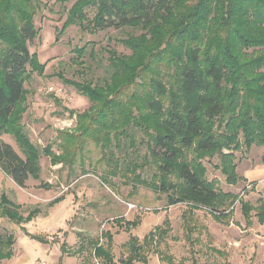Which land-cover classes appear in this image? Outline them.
Here are the masks:
<instances>
[{
  "label": "trees",
  "instance_id": "trees-1",
  "mask_svg": "<svg viewBox=\"0 0 264 264\" xmlns=\"http://www.w3.org/2000/svg\"><path fill=\"white\" fill-rule=\"evenodd\" d=\"M34 17L35 0H0V137H12L19 151L0 139L4 176L24 189L29 179L39 180L41 155L51 166L73 167L86 141L103 151L112 146L120 150L123 142L134 148L138 131L147 140V154L140 162L115 167L118 171L111 175L120 171L127 180L133 176L135 184L164 196L166 206L185 203L189 212L202 208L219 222L231 216L230 208L239 201L246 226L252 225V211L258 223H264V197L255 208L241 202L238 196L222 192L215 180L208 182L199 163L217 155V167L228 185L240 179L232 152L259 147L264 165V0H75L60 33L73 25L90 33L140 32L115 39L128 54L105 49L108 76L102 85L62 78L90 106L76 117L77 133L57 131L59 153L51 145L40 151L22 125L28 94L24 84L45 68L29 52L37 37ZM86 48L75 49L74 62L80 67H84L81 58ZM54 104L61 106L56 100ZM149 164L155 173L150 181L141 180L135 174ZM60 201L55 198L49 206ZM20 209L0 195V219L22 225L40 213L35 208L23 217ZM191 228L186 223L189 233ZM21 230L32 240L48 243L45 237ZM155 236L149 233L141 242L130 237L128 255L119 263H146L157 243ZM77 237L83 241L76 253L87 251L101 264H115L109 232L101 234L105 244ZM13 244L12 234L0 235V260L12 257ZM64 250L61 245L62 254ZM162 260L182 264L170 256Z\"/></svg>",
  "mask_w": 264,
  "mask_h": 264
},
{
  "label": "rangeland",
  "instance_id": "rangeland-1",
  "mask_svg": "<svg viewBox=\"0 0 264 264\" xmlns=\"http://www.w3.org/2000/svg\"><path fill=\"white\" fill-rule=\"evenodd\" d=\"M74 2L61 4L56 0H35L37 37L29 45V52L35 54L45 68L41 75L32 74L24 84L28 91L25 105L29 112L23 115L22 125L40 151L51 145L52 151L59 153L57 131L67 129L72 134L77 133L76 117L88 112L90 106L88 100L64 84L62 78L102 85L108 76L105 49L113 48L118 53L128 54L115 39L140 32L108 29L90 33L73 25L60 33L67 11ZM84 46L87 47L81 58L84 67H80L74 62L75 49ZM49 88L55 92H49ZM54 100L61 106H56ZM70 110L73 116H70ZM146 141L141 132L135 131L134 148L123 142L120 150L112 146L103 151L88 140L78 151L73 167L51 166L49 159L41 155L39 180L29 179L25 188H21L23 192L18 204H13L20 206L23 217L31 210L39 209L29 231L47 238L48 243L43 246L28 240V245H23L17 239L21 255L17 256L15 263L24 259L22 264H101L91 259L87 251L76 253L80 241H83L77 235H82L84 241L98 239L105 244L101 234L109 232L115 264H120L119 261L128 255L130 237L141 242L149 233L156 235L154 251L147 254L146 263L135 264H168L162 260L163 256H170L175 263L182 264H264V223L259 224L255 211H252V225L246 226L239 201L230 208L231 216L219 222L202 208L189 212L185 203L166 206L164 196L135 184L133 176L127 180L120 171L115 176L110 174L118 171L115 167L142 161L147 154ZM13 142L16 144L14 139ZM222 152L230 153L227 150ZM232 153L235 171L240 178L236 185L225 182L217 167V155L199 160L205 170V179L208 182L215 180L222 192L236 195L238 200L255 208L264 197V165L260 162L263 151L253 146L249 151L241 149ZM188 159L192 160L193 156L189 155ZM154 173V167L149 164L135 175L150 181ZM8 184L9 180L4 179L0 191L4 187L9 189ZM58 197L61 201L50 207L49 204ZM50 213V217L43 219ZM186 223L192 227L191 233L187 231ZM162 231L166 233L162 234ZM159 232L161 239L158 238ZM61 245L65 247L63 254Z\"/></svg>",
  "mask_w": 264,
  "mask_h": 264
},
{
  "label": "crops",
  "instance_id": "crops-1",
  "mask_svg": "<svg viewBox=\"0 0 264 264\" xmlns=\"http://www.w3.org/2000/svg\"><path fill=\"white\" fill-rule=\"evenodd\" d=\"M28 112L29 111H27L25 115H27ZM31 122L33 123L34 120H32ZM9 138H10V136H6V135H3V136L0 137L1 140H3L4 142L8 143L15 151H17V147H16V144L13 142V138L11 137L12 140L9 139ZM4 179L9 180V184L7 185V186H9V189L6 188V187L2 188L1 191H0V195H5L10 202H12L14 204L15 203L18 204V200L20 198V194L23 192V190H21V188L16 186L11 181V179H9L8 177H5L1 171H0V188H1V185H2V182H3ZM50 215H51V213L48 214L46 216V218H43V219H47L48 217H50ZM34 223H35V220H32V222H29V223L24 224V225L23 224L22 225H15L12 222L8 221L7 219H0V235L2 236V235H5V234H12L14 236V244L12 246L13 255H12V257L10 259L0 260V264H22L24 259H22L21 261H18V262L15 263V260H16L17 256H19V254L21 255V253H18L17 239H19L23 245H28V242H29L28 240H32V239L27 237L22 232L21 228H24L25 231H27L28 234L33 235V232L29 231V227L31 225L33 226ZM44 233L49 234L47 232H44ZM40 244H42V243H40ZM42 245L44 246V245H47V244H42Z\"/></svg>",
  "mask_w": 264,
  "mask_h": 264
},
{
  "label": "built area",
  "instance_id": "built-area-1",
  "mask_svg": "<svg viewBox=\"0 0 264 264\" xmlns=\"http://www.w3.org/2000/svg\"><path fill=\"white\" fill-rule=\"evenodd\" d=\"M48 90H49V92H55L53 88H49ZM38 264H46V263L45 262H39Z\"/></svg>",
  "mask_w": 264,
  "mask_h": 264
}]
</instances>
